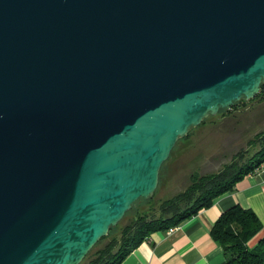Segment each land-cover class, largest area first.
I'll return each mask as SVG.
<instances>
[{"label":"water","instance_id":"water-1","mask_svg":"<svg viewBox=\"0 0 264 264\" xmlns=\"http://www.w3.org/2000/svg\"><path fill=\"white\" fill-rule=\"evenodd\" d=\"M261 83L264 0H0V264H78Z\"/></svg>","mask_w":264,"mask_h":264},{"label":"trees","instance_id":"trees-1","mask_svg":"<svg viewBox=\"0 0 264 264\" xmlns=\"http://www.w3.org/2000/svg\"><path fill=\"white\" fill-rule=\"evenodd\" d=\"M254 96H264V83L260 84ZM241 99L244 98L241 97L231 107ZM249 145L253 148L252 152L247 148L238 149L216 171L204 174L192 172L182 190L161 201L157 214L138 215L123 227L118 238L112 237L103 248L92 253L87 264H120L125 255L151 232L175 226L200 208L211 205L221 194L232 191L237 181L258 170L264 163V130L256 133L248 141L247 147ZM261 225L256 213L239 203L220 212L210 234L223 247L226 264H264V234L254 244L249 243L260 231Z\"/></svg>","mask_w":264,"mask_h":264},{"label":"rangeland","instance_id":"rangeland-1","mask_svg":"<svg viewBox=\"0 0 264 264\" xmlns=\"http://www.w3.org/2000/svg\"><path fill=\"white\" fill-rule=\"evenodd\" d=\"M262 130L264 96L241 99L233 107L206 116L176 141L160 167L153 194L127 210L78 264H87L92 253L103 248L112 237L118 238L123 227L138 215L157 214L161 201L182 190L188 184L192 172L204 174L216 171L240 148L252 152L251 145L247 147L248 141Z\"/></svg>","mask_w":264,"mask_h":264},{"label":"crops","instance_id":"crops-1","mask_svg":"<svg viewBox=\"0 0 264 264\" xmlns=\"http://www.w3.org/2000/svg\"><path fill=\"white\" fill-rule=\"evenodd\" d=\"M239 203L252 209L261 221V229L249 243L264 234V165L237 181L232 191L215 198L182 220L171 232L158 229L138 243L120 264H226L223 247L212 238L210 229L220 212Z\"/></svg>","mask_w":264,"mask_h":264},{"label":"built area","instance_id":"built-area-1","mask_svg":"<svg viewBox=\"0 0 264 264\" xmlns=\"http://www.w3.org/2000/svg\"><path fill=\"white\" fill-rule=\"evenodd\" d=\"M175 229V228H174ZM173 227L168 228V231L171 232L172 230H174Z\"/></svg>","mask_w":264,"mask_h":264}]
</instances>
